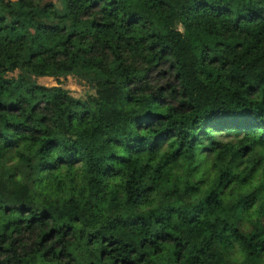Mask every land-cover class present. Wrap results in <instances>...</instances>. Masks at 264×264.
I'll return each mask as SVG.
<instances>
[{
  "label": "trees",
  "instance_id": "trees-1",
  "mask_svg": "<svg viewBox=\"0 0 264 264\" xmlns=\"http://www.w3.org/2000/svg\"><path fill=\"white\" fill-rule=\"evenodd\" d=\"M58 2L0 0V264H264V0Z\"/></svg>",
  "mask_w": 264,
  "mask_h": 264
},
{
  "label": "rangeland",
  "instance_id": "rangeland-1",
  "mask_svg": "<svg viewBox=\"0 0 264 264\" xmlns=\"http://www.w3.org/2000/svg\"><path fill=\"white\" fill-rule=\"evenodd\" d=\"M45 3L59 4L58 0H43V4ZM16 73L17 71L8 74V76H15ZM35 81L38 84L49 87L60 85L61 87L69 90L72 96L82 99L86 98L88 95L95 94V89L76 75H67L64 77H59L58 79L52 77H37L35 78Z\"/></svg>",
  "mask_w": 264,
  "mask_h": 264
},
{
  "label": "clouds",
  "instance_id": "clouds-1",
  "mask_svg": "<svg viewBox=\"0 0 264 264\" xmlns=\"http://www.w3.org/2000/svg\"><path fill=\"white\" fill-rule=\"evenodd\" d=\"M19 180L20 177H17ZM255 185H250L249 187H254ZM248 189H245L247 191ZM253 216H255V213L253 212ZM232 261V264H246L247 260V253L244 252L242 248H240L238 245L236 246L235 250L232 252L231 256L229 257Z\"/></svg>",
  "mask_w": 264,
  "mask_h": 264
}]
</instances>
